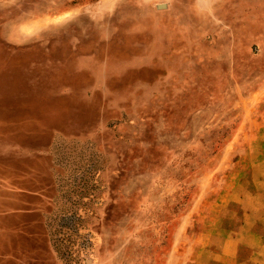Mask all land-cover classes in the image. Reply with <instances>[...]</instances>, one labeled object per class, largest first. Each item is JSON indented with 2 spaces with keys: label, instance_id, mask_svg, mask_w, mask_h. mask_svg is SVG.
Segmentation results:
<instances>
[{
  "label": "rangeland",
  "instance_id": "rangeland-1",
  "mask_svg": "<svg viewBox=\"0 0 264 264\" xmlns=\"http://www.w3.org/2000/svg\"><path fill=\"white\" fill-rule=\"evenodd\" d=\"M261 138L264 0H0V264H192Z\"/></svg>",
  "mask_w": 264,
  "mask_h": 264
},
{
  "label": "crops",
  "instance_id": "crops-1",
  "mask_svg": "<svg viewBox=\"0 0 264 264\" xmlns=\"http://www.w3.org/2000/svg\"><path fill=\"white\" fill-rule=\"evenodd\" d=\"M253 181L251 189L230 198L240 204L241 224L207 234L192 264H264V159L254 164ZM239 213L230 218L236 220Z\"/></svg>",
  "mask_w": 264,
  "mask_h": 264
}]
</instances>
